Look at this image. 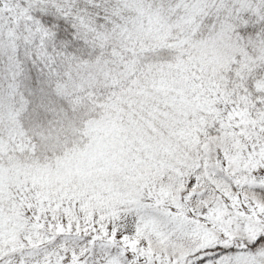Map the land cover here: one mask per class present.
Listing matches in <instances>:
<instances>
[{
	"label": "snow or ice",
	"instance_id": "snow-or-ice-1",
	"mask_svg": "<svg viewBox=\"0 0 264 264\" xmlns=\"http://www.w3.org/2000/svg\"><path fill=\"white\" fill-rule=\"evenodd\" d=\"M0 264H264V0H0Z\"/></svg>",
	"mask_w": 264,
	"mask_h": 264
}]
</instances>
